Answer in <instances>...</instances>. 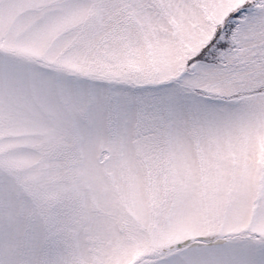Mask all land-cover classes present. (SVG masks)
Instances as JSON below:
<instances>
[{
	"label": "snow or ice",
	"instance_id": "1",
	"mask_svg": "<svg viewBox=\"0 0 264 264\" xmlns=\"http://www.w3.org/2000/svg\"><path fill=\"white\" fill-rule=\"evenodd\" d=\"M0 264H264V0H0Z\"/></svg>",
	"mask_w": 264,
	"mask_h": 264
}]
</instances>
